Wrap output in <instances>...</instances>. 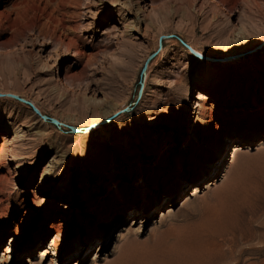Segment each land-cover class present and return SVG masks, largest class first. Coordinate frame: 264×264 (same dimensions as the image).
<instances>
[{
  "label": "rangeland",
  "instance_id": "1",
  "mask_svg": "<svg viewBox=\"0 0 264 264\" xmlns=\"http://www.w3.org/2000/svg\"><path fill=\"white\" fill-rule=\"evenodd\" d=\"M69 1L0 0V93L131 108L0 97V264H264V44L181 43L253 48L264 0Z\"/></svg>",
  "mask_w": 264,
  "mask_h": 264
},
{
  "label": "water",
  "instance_id": "2",
  "mask_svg": "<svg viewBox=\"0 0 264 264\" xmlns=\"http://www.w3.org/2000/svg\"><path fill=\"white\" fill-rule=\"evenodd\" d=\"M164 38L163 35H160L158 37V46H157V49L156 51L152 52L151 54H149L146 59L144 60L143 64H142V67L140 69V76H142V74L144 75L146 69H147V66H148V63L151 61V59L155 56V54L159 51V49L161 48V40ZM181 41V40H180ZM181 43L183 44L184 47H186V49L191 53L193 54L195 57L197 58H201V59H206V60H209L211 62H222V61H231V60H234V59H237V58H240L246 54H249L253 51H256L257 49H259L263 44H264V39H262V41L257 44L256 46H254L253 48L249 49V50H246V51H243V52H239V53H234V54H229V55H225V56H222V57H218V58H214V57H207V56H203L202 54H200L199 52H197L196 50H194L190 45H188L187 43L185 42H182ZM142 82L139 81V88H138V96L141 94L142 92ZM0 97H9V98H13V99H16L22 103H25L26 105H28L30 107V109L32 110L33 113H35L41 120L45 121V122H49L53 125H55L57 128H60V127H66L67 128V131L69 133H74V134H80V133H87L91 130H93L94 128H97L109 121H111L113 118L117 117L118 115L122 114V113H125L127 112L130 108H131V105H128V106H124L120 109H117L115 111H113L110 115L106 116V117H102L94 122H91L85 126H81V127H77V126H74V125H69V124H65L61 121H59L58 119L54 118V117H51V116H47L45 114H42L39 109L29 100H26L22 97H19L18 95L16 94H12V93H0Z\"/></svg>",
  "mask_w": 264,
  "mask_h": 264
},
{
  "label": "bare ground",
  "instance_id": "3",
  "mask_svg": "<svg viewBox=\"0 0 264 264\" xmlns=\"http://www.w3.org/2000/svg\"><path fill=\"white\" fill-rule=\"evenodd\" d=\"M69 2H71V1H69ZM81 73L82 72H80V74H78L79 77H80ZM12 94H16V92H13ZM195 99H198L200 101H204V100L208 99V96L206 95V93L199 91V92H197ZM197 105H199V104H197ZM209 110H211V109H209ZM260 112L261 113L259 115V119H261V115H262V111H260ZM182 116H184V114ZM238 125H240V124H238ZM177 131L178 130H177L176 126L174 125V126H171L169 133H171L172 135H175ZM1 147H3V146H1ZM139 154H143V155L146 154V150L144 148H141ZM135 161H136V157H133V158H131V159L128 160V165H129V168H130V172H132V173L135 170V168L137 167V164H136ZM210 161H211V158L210 159H207V163L208 164L210 163ZM110 168H111V171H109V173H107L105 175L107 177V179H109V178L112 177L111 176V173L112 172H117V167L116 166L112 165ZM172 170L173 169L171 168V171ZM142 172H143V177L141 178L140 183H139V187L140 188H139V192L138 193H140V192H142L144 190H148L147 192H150V191L157 192L158 191L157 187L152 188V190L150 189V186H151V185H149V180H150V177H151L150 176V172L149 171H146V170H143ZM101 180H104V174H102L100 176V180L99 181H101ZM195 189L196 188H194V191H195ZM110 192L113 193L112 201L110 202V204L105 205L106 208H111L112 209L113 207H117L118 206L121 209H123V208H127V206L128 205H131V204H134V205L138 206L139 201H136V200L133 199V196L136 193L135 192V189L133 187H131L130 185H114L113 188L110 190ZM109 201H105L104 203L109 202ZM93 211H95V210H93ZM96 211H97V208H96ZM247 213L250 214V210ZM86 218H88V221L89 220L90 221L93 220L95 218V212L94 213L93 212L92 213L91 212H87ZM103 219L104 218L102 217L101 220L103 221Z\"/></svg>",
  "mask_w": 264,
  "mask_h": 264
}]
</instances>
